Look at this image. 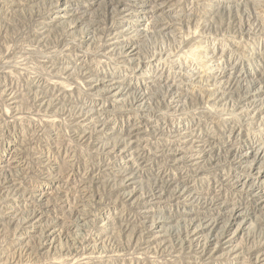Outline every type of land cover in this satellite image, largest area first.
Wrapping results in <instances>:
<instances>
[{"label":"rangeland","instance_id":"374dc122","mask_svg":"<svg viewBox=\"0 0 264 264\" xmlns=\"http://www.w3.org/2000/svg\"><path fill=\"white\" fill-rule=\"evenodd\" d=\"M0 264H264V0H0Z\"/></svg>","mask_w":264,"mask_h":264}]
</instances>
